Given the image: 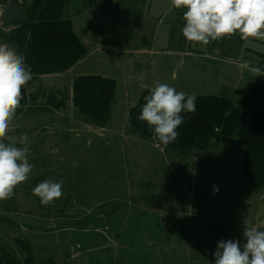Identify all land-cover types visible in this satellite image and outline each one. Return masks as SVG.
Segmentation results:
<instances>
[{
    "label": "rangeland",
    "instance_id": "obj_1",
    "mask_svg": "<svg viewBox=\"0 0 264 264\" xmlns=\"http://www.w3.org/2000/svg\"><path fill=\"white\" fill-rule=\"evenodd\" d=\"M150 1L63 0L62 16L86 52L73 71L31 81L28 93L45 104L50 95L70 94L78 73L103 74L117 81L114 103L103 127L77 119L69 102L14 119L9 135H28L33 165L27 182L0 201V250L14 264H214L219 241L244 242L246 218L264 222V187H249L236 138L180 154L125 131V106L144 85L166 83L187 95L221 93L238 106L253 76L238 61L218 56L238 34L220 46L193 47L182 35L185 21L168 23L174 12L165 11L167 2L154 12ZM145 42L159 52L138 51ZM184 49L192 54L173 56ZM45 180L63 182L62 196L47 206L32 191ZM22 239L30 244V263L17 243Z\"/></svg>",
    "mask_w": 264,
    "mask_h": 264
},
{
    "label": "trees",
    "instance_id": "obj_2",
    "mask_svg": "<svg viewBox=\"0 0 264 264\" xmlns=\"http://www.w3.org/2000/svg\"><path fill=\"white\" fill-rule=\"evenodd\" d=\"M63 0H30L0 43H8L23 55L32 78L65 71L84 54L85 46L72 29L69 19L62 18ZM222 39L209 43L220 46ZM30 80V81H31ZM116 82L111 77L85 74L72 81L71 93L58 97L50 95L45 104H37V94L22 89L23 99L15 118L23 113L63 109L71 101L74 115L80 121L103 127L110 118ZM150 89H144L128 109L125 131L143 139L153 133L137 117ZM196 111L182 112L184 123L177 129L178 139L164 147L168 151L187 154L192 149L208 151L217 144L236 138L243 147L242 172L252 189L264 187V76L253 77L241 105H235L225 95L198 94ZM14 118V119H15ZM32 261L27 240H17ZM0 261L14 264V260L0 250Z\"/></svg>",
    "mask_w": 264,
    "mask_h": 264
},
{
    "label": "clouds",
    "instance_id": "obj_3",
    "mask_svg": "<svg viewBox=\"0 0 264 264\" xmlns=\"http://www.w3.org/2000/svg\"><path fill=\"white\" fill-rule=\"evenodd\" d=\"M172 9L183 10L185 24L181 29L193 47L239 35L242 40H264V0H170ZM256 77L264 70L244 61L239 64ZM31 70L15 47L0 43V201L11 199L15 189L27 182L33 169L28 160L30 144L26 133L9 135L17 109L23 99L22 89L31 80ZM148 88V85H144ZM145 97L139 121L153 133L154 146L167 147L175 142L184 123L182 112L196 111V97L157 82ZM75 166V164H74ZM63 182L45 180L34 187L33 195L42 205L54 203L62 196ZM219 188L214 186V194ZM244 242L221 240L213 253L214 264H264V222L243 221Z\"/></svg>",
    "mask_w": 264,
    "mask_h": 264
},
{
    "label": "crops",
    "instance_id": "obj_4",
    "mask_svg": "<svg viewBox=\"0 0 264 264\" xmlns=\"http://www.w3.org/2000/svg\"><path fill=\"white\" fill-rule=\"evenodd\" d=\"M10 1H12V0H0V30L2 31V39H3V37L5 36V33H6V29H8L9 27H10V25H6L5 23H4V20H3V18H2V14H3V11H4V9H5V6H6V4L8 3V2H10ZM13 1H16V2H18L20 5H21V8H22V12L24 11V9L26 8V6L29 4V2H30V0H28L27 2H25V0H13ZM116 1H119V0H116ZM155 1V3L151 0L150 2H149V7L150 8H152V9H155V10H153L154 12H159V9L162 7V6H160L161 5V0H154ZM166 2H167V9L165 10L166 12H171V11H173L174 12V16L173 17H171V20H168L167 22L168 23H173V24H175V25H179V24H181L182 23V19H183V17H182V15H183V10H175V9H172V6H171V2H170V0H165ZM165 2V3H166ZM158 8V9H157ZM164 10V9H163ZM62 12H63V8H62ZM166 12H163V13H161V15H160V19H158V21H157V23H161V22H163V20L161 21V19H162V16L166 13ZM152 17H154V15H152ZM152 17H150V18H152ZM62 18L63 19H66V18H64L63 16H62ZM3 25H5L4 27H3ZM7 27V28H6ZM227 41V40H226ZM0 42H1V40H0ZM84 44V43H83ZM226 44H227V48L228 49H226L227 50V52H225V53H223L225 56H223L222 54L221 55H218L219 56V58H223V59H225V60H231L232 62L234 61H238L239 63L238 64H241L242 63V61L241 60H243L244 59V61H247L248 60V62H250L251 60H254V59H256V60H258V61H262V64L261 65H259L258 66V64L257 65H255L256 67H260L262 70H264V40H257V39H254V38H249L248 40H242L241 38H238V40H234L233 42H230V41H228V42H226ZM84 46H85V44H84ZM145 47H142L141 49H139L138 51H140L141 53H158L159 51H153V50H151V48H150V46H149V44L147 43V42H145V45H144ZM147 46V47H146ZM86 50V49H85ZM117 51H119V52H125V51H127L126 49H120V48H117ZM86 52V51H85ZM163 52H167V51H163ZM181 53L179 54V55H173V56H175L176 58H178V59H180V60H182V59H184L185 57H188L189 55H190V53L192 54V52H190V51H188V50H183V51H180ZM170 53L172 54V52L170 51ZM220 53H221V51H220ZM187 54H189L188 56H187ZM162 56H164V55H162ZM193 56V55H192ZM217 56V57H218ZM83 58V56L78 60V61H80L81 59ZM77 61V62H78ZM243 61V62H244ZM76 62V63H77ZM76 63L75 64H73L67 71H73V69H75V68H73V67H75V65H76ZM252 65V64H251ZM72 69V70H71ZM52 74H55V73H52ZM86 74H88V73H86ZM46 75H51V74H46ZM46 75H41V76H46ZM78 75H85V73H78L77 75H75V76H78ZM94 75H101V74H94ZM41 76H38V77H41ZM101 76H104V77H111V76H109V75H101ZM38 77H36V78H38ZM253 77H255V75L253 74V76H248L247 77V82L245 83V90H244V92L247 90V86H248V84H249V82H250V80L253 78ZM35 78V79H36ZM111 78H113V77H111ZM114 80H116L115 78H113ZM34 80V79H33ZM33 80H31V81H33ZM31 81H29L28 82V84L31 82ZM27 84V85H28ZM116 85H117V81H116ZM71 86H72V80H71ZM26 88H27V86H26ZM71 88V87H70ZM145 89H151V88H145ZM144 89H142V90H140V92H139V94L136 96V99L130 104V105H126L125 106V112H124V129H125V124H126V121H127V112H128V109L135 103V101L137 100V98H138V96L140 95V93L143 91ZM27 92H28V90H27ZM244 94V93H243ZM242 94V95H243ZM213 95H221V93H215V94H213ZM233 100V99H232ZM69 103H70V109L72 110V107H71V101H69ZM114 103V102H113ZM128 104V103H127ZM111 109H112V105H111ZM53 110V109H52ZM54 110H58V109H54ZM72 112H73V110H72ZM110 116H111V112H110Z\"/></svg>",
    "mask_w": 264,
    "mask_h": 264
},
{
    "label": "water",
    "instance_id": "obj_5",
    "mask_svg": "<svg viewBox=\"0 0 264 264\" xmlns=\"http://www.w3.org/2000/svg\"><path fill=\"white\" fill-rule=\"evenodd\" d=\"M22 15L21 5L16 1H10L6 4L2 18L6 25H13Z\"/></svg>",
    "mask_w": 264,
    "mask_h": 264
},
{
    "label": "built area",
    "instance_id": "obj_6",
    "mask_svg": "<svg viewBox=\"0 0 264 264\" xmlns=\"http://www.w3.org/2000/svg\"><path fill=\"white\" fill-rule=\"evenodd\" d=\"M11 27H9L8 29H6V30H9Z\"/></svg>",
    "mask_w": 264,
    "mask_h": 264
}]
</instances>
